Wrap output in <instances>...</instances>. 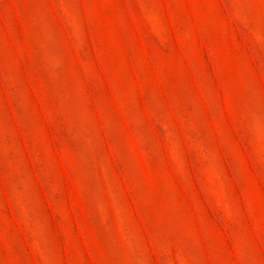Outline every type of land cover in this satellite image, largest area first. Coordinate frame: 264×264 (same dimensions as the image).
Wrapping results in <instances>:
<instances>
[{
  "label": "rangeland",
  "instance_id": "rangeland-1",
  "mask_svg": "<svg viewBox=\"0 0 264 264\" xmlns=\"http://www.w3.org/2000/svg\"><path fill=\"white\" fill-rule=\"evenodd\" d=\"M0 264H264V0H0Z\"/></svg>",
  "mask_w": 264,
  "mask_h": 264
}]
</instances>
